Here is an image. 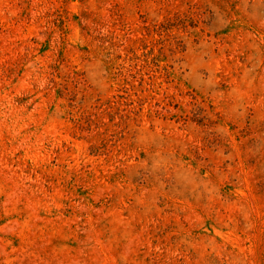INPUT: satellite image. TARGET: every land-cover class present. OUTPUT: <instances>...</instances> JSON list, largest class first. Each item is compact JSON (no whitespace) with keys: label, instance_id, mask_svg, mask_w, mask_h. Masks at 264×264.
Returning a JSON list of instances; mask_svg holds the SVG:
<instances>
[{"label":"rangeland","instance_id":"rangeland-1","mask_svg":"<svg viewBox=\"0 0 264 264\" xmlns=\"http://www.w3.org/2000/svg\"><path fill=\"white\" fill-rule=\"evenodd\" d=\"M0 264H264V0H0Z\"/></svg>","mask_w":264,"mask_h":264}]
</instances>
